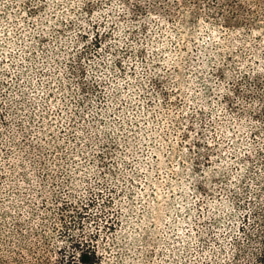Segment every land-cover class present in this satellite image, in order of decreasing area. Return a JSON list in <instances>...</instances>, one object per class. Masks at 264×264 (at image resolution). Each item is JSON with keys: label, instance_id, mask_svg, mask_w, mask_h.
<instances>
[{"label": "rangeland", "instance_id": "rangeland-1", "mask_svg": "<svg viewBox=\"0 0 264 264\" xmlns=\"http://www.w3.org/2000/svg\"><path fill=\"white\" fill-rule=\"evenodd\" d=\"M264 264V0H0V264Z\"/></svg>", "mask_w": 264, "mask_h": 264}, {"label": "trees", "instance_id": "trees-1", "mask_svg": "<svg viewBox=\"0 0 264 264\" xmlns=\"http://www.w3.org/2000/svg\"><path fill=\"white\" fill-rule=\"evenodd\" d=\"M74 264H99V255L95 248L82 249L79 252V259Z\"/></svg>", "mask_w": 264, "mask_h": 264}]
</instances>
